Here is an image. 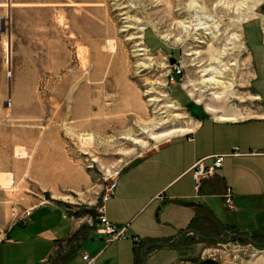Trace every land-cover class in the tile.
Listing matches in <instances>:
<instances>
[{"label": "rangeland", "instance_id": "rangeland-1", "mask_svg": "<svg viewBox=\"0 0 264 264\" xmlns=\"http://www.w3.org/2000/svg\"><path fill=\"white\" fill-rule=\"evenodd\" d=\"M247 24L264 44V0H0V227L47 203L93 227L131 162L203 118L259 116ZM250 239L206 254L264 264Z\"/></svg>", "mask_w": 264, "mask_h": 264}, {"label": "crops", "instance_id": "crops-1", "mask_svg": "<svg viewBox=\"0 0 264 264\" xmlns=\"http://www.w3.org/2000/svg\"><path fill=\"white\" fill-rule=\"evenodd\" d=\"M248 25L243 34L259 116L234 122L203 118L192 132L159 144L122 169L104 215L126 227L125 239L107 243L97 232L99 223L90 227L76 222L68 209L40 204L27 212L24 223L9 229L0 244V264H83L84 253L95 264H223L206 254L211 244L236 235L261 238L264 44L255 24L257 37H247ZM219 155L222 166L196 190L193 166L201 161L209 168ZM226 189L232 193L231 208L222 198Z\"/></svg>", "mask_w": 264, "mask_h": 264}, {"label": "built area", "instance_id": "built-area-1", "mask_svg": "<svg viewBox=\"0 0 264 264\" xmlns=\"http://www.w3.org/2000/svg\"><path fill=\"white\" fill-rule=\"evenodd\" d=\"M174 76H178L181 74V69L178 66H173ZM214 161L211 167L205 168L201 161L197 162L193 166L192 178L196 183V190L199 189L200 183L202 180L212 176L215 170L219 169L222 166L223 156H214ZM115 188V182H112L110 185L106 187V191L102 194L100 198L99 205L96 208L97 222L100 225L98 229V233L106 236V242L110 243L115 240L125 239L126 235V227L121 226L117 227L110 222L107 221L104 212H105V203L111 198L113 191ZM224 200V204L226 207L231 208L232 205V193L229 189H226L225 193L222 195ZM22 219V218H21ZM23 220V219H22ZM19 221V222H22ZM9 229V228H8ZM7 229L0 227V243L3 241H7ZM134 242L138 243L137 238H133ZM81 260L83 264H95V258L90 257L88 254L84 253L81 255Z\"/></svg>", "mask_w": 264, "mask_h": 264}, {"label": "bare ground", "instance_id": "bare-ground-1", "mask_svg": "<svg viewBox=\"0 0 264 264\" xmlns=\"http://www.w3.org/2000/svg\"><path fill=\"white\" fill-rule=\"evenodd\" d=\"M224 2V1H223ZM226 2V1H225ZM230 2V1H229ZM234 3V2H233ZM232 3V4H233ZM223 4V3H222ZM226 5L229 7L230 6V3L228 4V3H226ZM240 5V4H239ZM225 6V5H224ZM234 6H236L237 7V5H234ZM233 7V6H232ZM235 7V8H236ZM225 9V8H224ZM202 69H203V67H202ZM208 69V68H207ZM204 73H210V71L209 70H204L203 71ZM203 83V82H202ZM201 83H199V85H200ZM222 83H220V82H217V83H215L214 85L215 86H219V85H221ZM190 87V89H191V92L192 91H196L197 90V83L196 84H193V83H191V84H189V86H188V88ZM218 99V98H217ZM169 108H171V107H169ZM226 120V119H225ZM186 132V130H183V129H181V130H177V131H174V132H172L171 134H168V135H176V134H182V133H185ZM165 136H167V135H165ZM165 136H161V137H159V138H163V137H165ZM18 157H21V158H24L25 156H24V154L22 153H19L18 154ZM20 158V159H21ZM119 175V174H118ZM91 257V256H90ZM93 258V257H92Z\"/></svg>", "mask_w": 264, "mask_h": 264}, {"label": "water", "instance_id": "water-1", "mask_svg": "<svg viewBox=\"0 0 264 264\" xmlns=\"http://www.w3.org/2000/svg\"><path fill=\"white\" fill-rule=\"evenodd\" d=\"M170 64H175V60L174 59H171L170 60ZM173 78L175 79V81L178 83L179 82V78H178V76H173ZM197 233V232H196ZM233 237H235V238H241L240 236H233ZM246 239H248V240H250L251 241V239L250 238H248V237H245ZM255 244V243H254ZM154 245H157V244H154ZM141 258H142V260H144L143 259V255L141 254Z\"/></svg>", "mask_w": 264, "mask_h": 264}]
</instances>
